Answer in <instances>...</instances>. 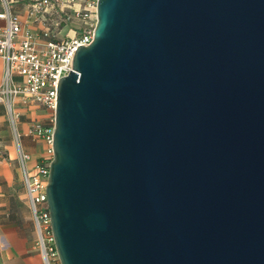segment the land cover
I'll return each mask as SVG.
<instances>
[{
  "label": "water",
  "instance_id": "obj_1",
  "mask_svg": "<svg viewBox=\"0 0 264 264\" xmlns=\"http://www.w3.org/2000/svg\"><path fill=\"white\" fill-rule=\"evenodd\" d=\"M56 89L61 264H264V0H99Z\"/></svg>",
  "mask_w": 264,
  "mask_h": 264
},
{
  "label": "built area",
  "instance_id": "obj_2",
  "mask_svg": "<svg viewBox=\"0 0 264 264\" xmlns=\"http://www.w3.org/2000/svg\"><path fill=\"white\" fill-rule=\"evenodd\" d=\"M21 1L0 0V106L12 131L42 264H61L47 199L54 159L56 89L60 77L73 70L75 49L94 41L99 0H23L24 15L13 11ZM34 105L49 112V123L34 121L23 132L22 116ZM25 136L42 138L48 145V157L34 172L28 168L31 157L23 148ZM4 159L0 144V160Z\"/></svg>",
  "mask_w": 264,
  "mask_h": 264
},
{
  "label": "crops",
  "instance_id": "obj_3",
  "mask_svg": "<svg viewBox=\"0 0 264 264\" xmlns=\"http://www.w3.org/2000/svg\"><path fill=\"white\" fill-rule=\"evenodd\" d=\"M23 3L22 0L15 5L13 11L24 15ZM49 117L46 109L31 106L22 116L21 130L26 132L34 121L48 124ZM0 144L6 156L0 160V264H42L18 154L3 106H0ZM23 148L31 157L28 161L31 172L48 157V145L42 138L25 136Z\"/></svg>",
  "mask_w": 264,
  "mask_h": 264
},
{
  "label": "rangeland",
  "instance_id": "obj_4",
  "mask_svg": "<svg viewBox=\"0 0 264 264\" xmlns=\"http://www.w3.org/2000/svg\"><path fill=\"white\" fill-rule=\"evenodd\" d=\"M69 28H70V27H67V28L64 30L63 35H65L66 31H68Z\"/></svg>",
  "mask_w": 264,
  "mask_h": 264
}]
</instances>
